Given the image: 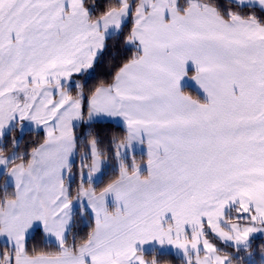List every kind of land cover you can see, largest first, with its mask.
Listing matches in <instances>:
<instances>
[{
  "label": "snow or ice",
  "instance_id": "1",
  "mask_svg": "<svg viewBox=\"0 0 264 264\" xmlns=\"http://www.w3.org/2000/svg\"><path fill=\"white\" fill-rule=\"evenodd\" d=\"M0 180V264H257L264 0H0Z\"/></svg>",
  "mask_w": 264,
  "mask_h": 264
},
{
  "label": "trees",
  "instance_id": "2",
  "mask_svg": "<svg viewBox=\"0 0 264 264\" xmlns=\"http://www.w3.org/2000/svg\"><path fill=\"white\" fill-rule=\"evenodd\" d=\"M117 49H119V45H117ZM117 56H118V53H117ZM111 63H112L111 57H106L103 64L97 68L96 75L98 78H106L108 76V74L110 73V70H111ZM96 131L100 135V138L102 141H105L107 138H109L113 134H119V129H117L115 127H113V128L100 127L98 129H96ZM27 136H28V139L23 141L24 143L22 144V147L24 150H22V151H30L31 146L37 144L38 142H42V135L28 134ZM2 182L3 181L0 180V183H2ZM77 228L78 229L81 228L79 223H77ZM87 231H88L87 228H82V230L80 231V235H86ZM263 244L264 243H263L262 239H257L254 243V245L257 249V251H256L257 258H259V256H260L261 245H263ZM29 247H31V245ZM173 264H180V262H179V260H173ZM257 264H259V262Z\"/></svg>",
  "mask_w": 264,
  "mask_h": 264
},
{
  "label": "rangeland",
  "instance_id": "3",
  "mask_svg": "<svg viewBox=\"0 0 264 264\" xmlns=\"http://www.w3.org/2000/svg\"><path fill=\"white\" fill-rule=\"evenodd\" d=\"M33 135H36V134H33ZM28 139V136L27 135H25L24 137H23V140H22V142H21V146H20V150L22 151V150H24L23 149V147H22V144L24 143L23 141L24 140H27ZM259 239H262L263 240V243H264V237H260ZM255 243V242H254ZM264 245V244H263ZM253 247H254V250H255V252L257 251V249H256V247H255V245L253 244ZM260 255H261V252H260ZM259 262V259L257 258V263Z\"/></svg>",
  "mask_w": 264,
  "mask_h": 264
}]
</instances>
